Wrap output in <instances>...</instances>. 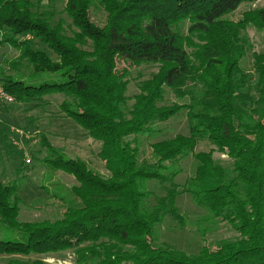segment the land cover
<instances>
[{"label": "trees", "instance_id": "16d2710c", "mask_svg": "<svg viewBox=\"0 0 264 264\" xmlns=\"http://www.w3.org/2000/svg\"><path fill=\"white\" fill-rule=\"evenodd\" d=\"M257 1L0 0V47L18 53L0 65L2 91L26 106L63 95L59 111L99 144L108 174H92L42 137V163L77 184L64 203L56 197L64 207L58 219L21 222V186L0 183V237L21 239L0 240L3 264L66 254L74 264H264V52L252 65L253 95L241 68L245 31L264 29V9L228 18ZM97 9L101 25L91 17ZM150 64L157 71L129 97L130 69ZM167 94L181 103H165ZM179 113L188 134L151 143L145 158L140 139L159 136L155 125ZM200 142L212 149L196 151ZM188 157L195 168L177 193L173 180ZM152 180L172 188L154 196ZM183 193L202 210L201 223H224L237 237L194 254L159 243L166 217L183 223L175 207Z\"/></svg>", "mask_w": 264, "mask_h": 264}, {"label": "rangeland", "instance_id": "374dc122", "mask_svg": "<svg viewBox=\"0 0 264 264\" xmlns=\"http://www.w3.org/2000/svg\"><path fill=\"white\" fill-rule=\"evenodd\" d=\"M51 8L55 13H59L62 3L56 1L52 3ZM253 9H264V0H258L252 4H241L228 18L237 21L244 12ZM91 17L97 24L101 25L104 22V14L100 9L92 10ZM245 33L249 41V51L241 62V68L247 76L244 91L253 95L252 89L249 88L256 79L252 65L256 56L264 52V29L257 30L248 27ZM46 52L51 55L48 50ZM17 55L18 53L8 46H1L0 65H4L3 60L14 59ZM156 71L157 66L151 64L131 68L127 95L129 97L135 95L137 83L150 78ZM62 100H64L63 95L55 94L45 97L41 103L27 106L10 103L7 104L9 108H4L0 105V183L8 186L14 184L21 186L19 192L21 200L19 220L21 222L58 219L64 207L62 203L56 201L57 198L62 199L64 203L69 189L77 184V180L72 175L49 170L42 163V159L47 154L40 143L43 138L53 148L63 153L67 159L84 161L92 174L103 177L108 175L96 156L99 144L90 139L87 133L72 120L63 116L59 111ZM165 100L167 104L181 103L170 94H167ZM155 129L159 130V136L140 139L141 150L145 158L149 156L151 143L168 139L164 137L188 134L187 121L182 113L162 124H156ZM210 149L212 148L207 142H200L196 151L206 152ZM25 158L29 159L28 164H25ZM213 158L226 161L225 156L217 153L213 154ZM180 168L182 173L173 180L177 193H180V187L193 174L195 162L192 157L184 159L180 163ZM167 188H172V186L169 183L162 186L155 180L147 182V189L153 192L154 196H163ZM175 207L183 223L180 225L177 221L174 222L166 217L155 232L159 243L169 244L186 254H194L201 246L214 250L220 240L237 237V234L224 223L208 225L201 223L203 212L195 206L187 194L176 196ZM0 240L21 239L17 234H10L5 238L1 236ZM63 257H48L43 261L47 264H74L70 254ZM3 263L4 260H0V264Z\"/></svg>", "mask_w": 264, "mask_h": 264}, {"label": "built area", "instance_id": "2783aa9c", "mask_svg": "<svg viewBox=\"0 0 264 264\" xmlns=\"http://www.w3.org/2000/svg\"><path fill=\"white\" fill-rule=\"evenodd\" d=\"M0 102H4V103H8V104L13 103L12 98L3 92L1 87H0ZM24 162H25V164H28L29 159L25 158Z\"/></svg>", "mask_w": 264, "mask_h": 264}]
</instances>
